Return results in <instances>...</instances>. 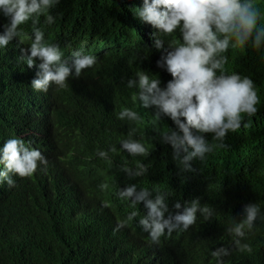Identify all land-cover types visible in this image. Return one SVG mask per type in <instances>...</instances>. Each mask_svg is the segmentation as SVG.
<instances>
[{
    "label": "trees",
    "instance_id": "16d2710c",
    "mask_svg": "<svg viewBox=\"0 0 264 264\" xmlns=\"http://www.w3.org/2000/svg\"><path fill=\"white\" fill-rule=\"evenodd\" d=\"M135 3L60 0L50 10L62 16L63 39L95 31L109 37L99 80L85 73L64 88L51 85L47 92L35 91L29 71L15 69L17 53L0 49V146L9 138H22L47 159L31 176H14V187L0 184V264H219L212 253L222 246L230 249L223 264H264V221L257 220L251 229L245 226L240 246L227 232L245 205L257 203L264 211V49L237 46L225 53L228 73L254 81L258 111L250 118L245 114V124L223 142L207 134L213 150L203 161L194 159L192 171H182L171 146L159 138L174 122L168 117L158 120L154 107H140L135 92L126 87L137 72L155 73L147 52L158 53L153 40L127 21ZM253 3L264 25V0ZM3 23L0 17V32ZM124 108L136 111L139 120L118 119ZM130 132L149 155L131 156L120 148ZM113 145L117 151H109V158L97 155ZM125 163L133 168L142 163L148 171L129 178L122 171ZM132 183L170 193L172 212L177 201L183 205L199 199L214 215L206 220L198 213L190 230L200 234L179 249L175 245L181 233H165L167 249L160 251L137 224L147 209L119 196L120 189ZM132 211L139 215L115 230Z\"/></svg>",
    "mask_w": 264,
    "mask_h": 264
},
{
    "label": "clouds",
    "instance_id": "9594fccd",
    "mask_svg": "<svg viewBox=\"0 0 264 264\" xmlns=\"http://www.w3.org/2000/svg\"><path fill=\"white\" fill-rule=\"evenodd\" d=\"M59 2L0 0V17L5 20L0 49L9 47L8 54L17 53L15 69L29 71V82L35 91L47 92L51 85L64 88L68 80L85 73L97 78L104 75L109 37H101L95 31L88 37L63 39L62 16L50 13ZM134 5L127 21L134 31L153 40L158 53L147 52L155 73L137 72L128 79L126 87L135 92L140 107H154L158 120L168 117L174 122L175 127L159 133L160 142L171 146L173 159L182 171H192L191 162L203 161L214 148L207 134L212 135L213 141L223 142L229 132H236L245 124V114L250 118L258 111L260 100L254 81L238 72L228 73L225 53L237 46L264 49L260 12L253 0H136ZM117 118L135 122L140 117L131 108H124ZM120 148L131 156L149 155L132 132L121 141ZM109 151L115 153L116 146L98 150L97 155L107 159ZM0 164L4 166L0 170V184L6 182L14 187V176H31L47 165V159L22 138H9L0 146ZM122 171L134 178L143 176L148 168L142 163L135 168L125 163ZM169 195L140 188L135 183L119 191L121 199L130 201L132 206L143 204L147 209L137 224L148 233L145 237L151 245L160 251L167 249L162 237L165 233H181L175 245L179 249L200 234L190 230L198 213L206 220L214 215V209L202 205L199 199L185 201L183 205L177 201L173 205L176 211L172 212ZM138 215L136 211L130 212L117 223L115 230ZM257 220L264 221L259 204L245 205L239 221L227 229L236 246H240L245 236V226L251 229ZM134 226L131 225V235ZM212 255L223 264V257L230 255V249L222 246Z\"/></svg>",
    "mask_w": 264,
    "mask_h": 264
}]
</instances>
